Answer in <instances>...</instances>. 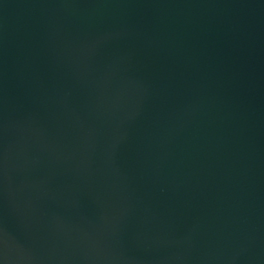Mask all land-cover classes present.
Instances as JSON below:
<instances>
[{"label":"water","instance_id":"obj_1","mask_svg":"<svg viewBox=\"0 0 264 264\" xmlns=\"http://www.w3.org/2000/svg\"><path fill=\"white\" fill-rule=\"evenodd\" d=\"M0 264H264V0H0Z\"/></svg>","mask_w":264,"mask_h":264}]
</instances>
